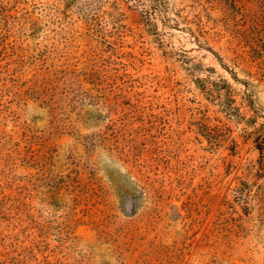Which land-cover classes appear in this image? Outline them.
<instances>
[{"label":"rangeland","instance_id":"1","mask_svg":"<svg viewBox=\"0 0 264 264\" xmlns=\"http://www.w3.org/2000/svg\"><path fill=\"white\" fill-rule=\"evenodd\" d=\"M262 115L264 0H0V264H264Z\"/></svg>","mask_w":264,"mask_h":264},{"label":"trees","instance_id":"2","mask_svg":"<svg viewBox=\"0 0 264 264\" xmlns=\"http://www.w3.org/2000/svg\"><path fill=\"white\" fill-rule=\"evenodd\" d=\"M227 105V104H226ZM227 108H231V106H227ZM262 118L264 120V115H262ZM257 121H255V127L252 131H250L248 134L249 135H255L254 140H253V144L255 149L258 151L259 153V166H260V170L262 171V175L260 174V177H264V121L259 123V125H256L258 123H256Z\"/></svg>","mask_w":264,"mask_h":264}]
</instances>
